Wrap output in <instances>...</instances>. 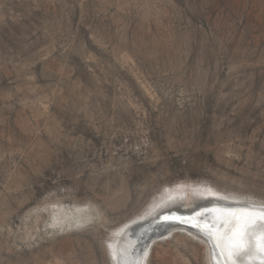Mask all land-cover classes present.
Listing matches in <instances>:
<instances>
[{
  "label": "rangeland",
  "instance_id": "obj_1",
  "mask_svg": "<svg viewBox=\"0 0 264 264\" xmlns=\"http://www.w3.org/2000/svg\"><path fill=\"white\" fill-rule=\"evenodd\" d=\"M209 198L264 205V0H0V264ZM179 237L150 264H204Z\"/></svg>",
  "mask_w": 264,
  "mask_h": 264
},
{
  "label": "bare ground",
  "instance_id": "obj_2",
  "mask_svg": "<svg viewBox=\"0 0 264 264\" xmlns=\"http://www.w3.org/2000/svg\"><path fill=\"white\" fill-rule=\"evenodd\" d=\"M203 201L197 206L192 204L187 210H185L186 206H184L178 211L165 214L160 218L154 217L155 219L137 221L128 228H124L125 231L123 233L120 232L116 242L114 241L113 263L150 264L149 257L153 258V255H156L155 253L159 254L162 260H166L165 255H168L170 251L161 247L162 241H167L168 243V237L173 235L174 238L176 237L177 242L180 243L183 238L181 239L179 235L183 234L184 237L187 236L197 240L200 246L203 247L204 264H226L225 255L222 254L221 248L217 246L215 237L224 231L229 215L244 205L252 209H259L264 207V205L258 203V201L236 203L237 200L231 201L228 199H218V201L213 202L214 200L209 198ZM212 209L214 210L213 212L211 211ZM176 219L180 221H176ZM185 220L186 222H184ZM192 225L197 228L194 229L195 227ZM198 227L201 229L198 230ZM155 247H160L159 251H156ZM193 250H197V248L195 247ZM246 259L247 264H264V254H261L259 250L256 254ZM167 260L170 261V258Z\"/></svg>",
  "mask_w": 264,
  "mask_h": 264
},
{
  "label": "snow or ice",
  "instance_id": "obj_3",
  "mask_svg": "<svg viewBox=\"0 0 264 264\" xmlns=\"http://www.w3.org/2000/svg\"><path fill=\"white\" fill-rule=\"evenodd\" d=\"M226 264H247V257L264 254V207L244 205L229 215L224 231L215 237ZM259 241V242H258Z\"/></svg>",
  "mask_w": 264,
  "mask_h": 264
},
{
  "label": "water",
  "instance_id": "obj_4",
  "mask_svg": "<svg viewBox=\"0 0 264 264\" xmlns=\"http://www.w3.org/2000/svg\"><path fill=\"white\" fill-rule=\"evenodd\" d=\"M249 209H252L251 207H249ZM256 209V208H255ZM258 209V208H257ZM212 212L214 211L213 209L211 210ZM176 221H180L179 219H176ZM186 222V220L184 221ZM185 224V223H184ZM193 227H195L194 225H192ZM197 227H195L194 229H196ZM201 229V228H200ZM199 227H198V230H200ZM221 258V257H220Z\"/></svg>",
  "mask_w": 264,
  "mask_h": 264
}]
</instances>
